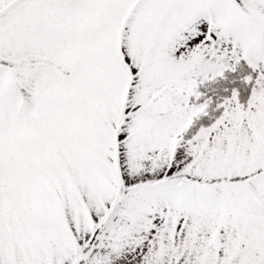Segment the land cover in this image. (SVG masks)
I'll use <instances>...</instances> for the list:
<instances>
[{"label":"snow or ice","instance_id":"obj_1","mask_svg":"<svg viewBox=\"0 0 264 264\" xmlns=\"http://www.w3.org/2000/svg\"><path fill=\"white\" fill-rule=\"evenodd\" d=\"M0 264H264V0H0Z\"/></svg>","mask_w":264,"mask_h":264}]
</instances>
